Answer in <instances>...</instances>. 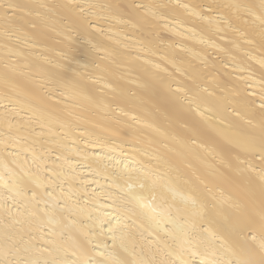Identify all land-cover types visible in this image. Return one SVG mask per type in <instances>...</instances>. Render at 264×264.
Returning a JSON list of instances; mask_svg holds the SVG:
<instances>
[{"label": "bare ground", "instance_id": "6f19581e", "mask_svg": "<svg viewBox=\"0 0 264 264\" xmlns=\"http://www.w3.org/2000/svg\"><path fill=\"white\" fill-rule=\"evenodd\" d=\"M0 264H264V0H0Z\"/></svg>", "mask_w": 264, "mask_h": 264}]
</instances>
